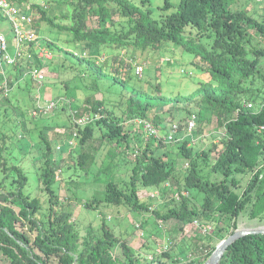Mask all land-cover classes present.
Listing matches in <instances>:
<instances>
[{
    "label": "trees",
    "instance_id": "1",
    "mask_svg": "<svg viewBox=\"0 0 264 264\" xmlns=\"http://www.w3.org/2000/svg\"><path fill=\"white\" fill-rule=\"evenodd\" d=\"M11 1L16 2L20 15L33 17L37 38L27 44L30 52L22 55L23 60L0 71V80H6L10 90L27 74L31 75L36 66L48 77L56 73L60 76L66 69L73 71L63 82L66 88L74 84L82 91L79 96L69 92L65 97L67 117L71 120L69 125L61 126L58 135L54 134L53 125L42 124L36 126L38 138L32 144L25 137L18 139L16 129L14 134L0 137L3 264H204L218 245L212 243L214 233L222 236L221 240L226 238L237 228L243 212L264 223V1L257 2L260 7L251 11L239 0H165L158 17L151 14L149 6L131 0H52L56 5ZM2 20L8 17L0 11ZM42 22L46 32L54 30L56 36H40L37 27ZM63 33L66 39L61 40ZM41 42L61 55L62 46L77 43L85 56H78V65L69 62L66 67L61 65L65 59H60L59 66L63 68L57 71V63L38 55ZM114 47L118 52L112 51ZM148 48L189 52V61L209 73L210 79L198 80L188 94H175L172 104H168L172 96L163 94L159 82L141 86L142 76L127 92L137 62L131 58L129 62L123 53ZM90 51H95V56H89ZM117 82L121 84L119 95L112 90ZM105 87L115 98L104 97ZM2 92L0 89V108L7 109V104L12 103L10 91L7 95ZM33 111L32 117L37 116ZM82 116L90 119L78 125L74 117ZM161 116L169 120V129L177 126L175 138L180 131H185L187 137L176 144L174 151L163 137L149 138L134 156L131 175L120 180L111 177L119 163H112L111 159L119 152L122 156L129 154L136 121L143 119L159 125ZM191 119L195 126L190 131ZM21 120L24 124L23 115ZM208 124L213 125L212 138L207 143L191 144L194 132H201ZM75 131L77 135H73ZM7 138L20 140L24 144L20 147L32 154L33 175L40 186L38 190L45 195L46 206L40 196L27 189L29 173L17 163L8 165L3 156ZM106 144L109 159L104 167L110 170L100 167L98 173L108 176L104 191L86 199L84 206L127 205L137 212L150 210L160 221L174 220L172 235L165 240L168 245L162 253L154 252L151 259L145 258L139 247L143 239L134 247L133 241L116 234L104 219L99 227L90 224L81 235L71 220L69 202L58 194L59 174L70 167L64 159L73 160L74 174H91V165L97 162L96 150ZM91 145L90 150L86 149ZM179 156L186 159L187 167L178 166ZM245 177L248 180L242 187ZM9 178L11 187L6 188ZM140 184L157 188L160 201L152 199L151 203L159 204L158 207L153 208L142 199ZM183 190L189 195L181 194ZM69 197L78 200L75 193ZM39 211L41 216L37 217ZM195 220L212 225L211 232L201 235L197 229L199 236L190 242L184 235H177L188 225L195 226ZM224 230H229L226 235L222 234ZM186 242L190 254L183 260L180 255ZM220 264H264V233L247 234L232 242Z\"/></svg>",
    "mask_w": 264,
    "mask_h": 264
},
{
    "label": "rangeland",
    "instance_id": "2",
    "mask_svg": "<svg viewBox=\"0 0 264 264\" xmlns=\"http://www.w3.org/2000/svg\"><path fill=\"white\" fill-rule=\"evenodd\" d=\"M27 1L28 3L40 2L42 4L50 3L51 5H56V3L52 0ZM131 1H133L134 3H138L143 7L149 6L148 8L151 14L155 17H158L161 13L160 7L163 5L165 0ZM262 1L264 0H239L240 5L244 6L245 8L251 11L253 9H258L260 6H258L257 2ZM172 2L177 3L178 0H172ZM172 10H174V8ZM37 29L40 36L49 38L56 36L54 34V30H51L49 33L46 32L45 24L43 22L40 24V27H37ZM0 32H3L6 35L10 44L9 51L11 54L14 55L16 47L14 41V33L12 32L9 20L0 21ZM60 38L61 40L66 39V34L63 33L62 35H60ZM41 44L42 45L37 50L38 55L40 56V54H42L43 52L45 53V56L48 57L47 59H51V62L57 63L55 67V70L57 71H59V69L62 71L63 66L61 67V65H63V63L64 67H66L69 62L72 64L77 63L78 65V56H82V52L84 51V49L79 44L70 43L68 45L62 46L64 48V51L61 55V53L57 52L55 49H50L44 42H41ZM23 48L24 49L22 55H24V53L30 52L27 45H25ZM112 51L118 52L115 47L112 49ZM181 52H166L163 50V48L157 50H152L150 48L146 50L134 49L130 53H128L127 50L124 51L123 55L127 57L128 61L129 58H131L133 59V61L137 63L140 62L141 65H143L142 81H138L139 76L137 75L134 66L131 83L126 86L127 92H129V90L131 91L132 83L134 82H140V85H145V87L150 86L151 84L156 85L159 82L163 94L167 96H172V98L169 99L170 101L168 102V104H172L175 102L173 98L175 94H188L189 92H191L197 86L198 80L202 79L199 73L202 71L189 61V57H191L192 54L186 51H183L184 53ZM88 54L89 56L93 57L95 56V51H90ZM22 55L18 58L17 61L23 60L24 56ZM59 55H61L62 58H60ZM60 59L65 60L61 62V65L59 66ZM124 65L126 68H128L126 64ZM182 69L186 72H182ZM47 72L49 75V71ZM62 72L60 76H57V73L53 75L54 77L46 76L47 78L42 83H37L34 79L32 80V77L29 73L21 80H19V82L12 86V88L9 90L10 93L8 95L12 103L7 104V109L4 108L5 106H1L0 108V137L2 134H5L7 136L10 134H14V129H16L19 134L18 139H23L25 137L29 140V144H32L38 138V129L36 127L37 125H53L52 129L54 134L56 135L59 134L58 131L62 125H69V120L71 119L69 116L67 117V112H69V106L66 105V102L68 101L65 97L68 95L69 92L74 94L76 93V95L79 96L81 94L80 91L82 90L74 84L70 85L69 88H66L63 82L67 78H69L70 75L73 74V71H66L65 69ZM122 72L123 71H121V73ZM120 88L121 84L117 82V84L113 85L112 90L114 93L119 95ZM114 93H111L110 90L108 91L105 87L103 89L102 94L104 95V97L107 98H115V96L113 95ZM51 102H56V106L53 107L48 113H40L41 111H39L37 112L38 117H32V111L36 107L38 108L39 105H48ZM14 105H17V107L23 111L22 115L25 117L24 124L21 120L22 115L18 114L19 110H17L18 108L16 109ZM254 107L255 109L257 108L256 105H254ZM41 115H44L45 117L41 118ZM159 123V125L153 123L154 126L158 129V134L154 136L147 134L137 125L134 126L132 130V136L130 138L131 146L130 150L128 151L129 154L122 156L119 152L117 156L113 157V160L111 159L112 163L113 161H119L118 167L111 172V177H115L116 179L120 180L124 178L126 179L131 175V163L135 161L134 156L136 155V153L139 154L140 151L144 148V146L148 144L149 138L153 140L154 137H163V140L166 141V144L169 147L173 146L172 148L174 151L177 149L176 144L183 140L185 137H187L185 135V131H180L175 135V141L170 142L166 138L168 132L171 131V128H168L169 120L161 116ZM17 124H19V126L16 128L15 126ZM130 127H132V125ZM212 135L213 125L208 124L202 129L201 132H194L191 144H194L196 142L201 143L202 141L203 143H207L212 138ZM21 143L22 142H20V140L10 141L7 138V149L4 151L3 156H6L8 165L12 163H17L29 173L30 184L27 186V189L29 191H32L33 195L35 194L40 196V199L43 201L44 206H46L45 195L42 191L38 190L37 186H40L37 185L36 178L33 175L35 170L32 165V154H29V152L24 151V149L20 147L21 145L24 146V144ZM96 143H98V141H96L95 144ZM91 147L92 145L86 149L90 150ZM108 147L109 145L106 144L105 146L96 150L97 162L91 165L92 173L88 175L78 174L79 171L77 172V174H74V172L76 171H73V160L70 157L65 158L64 162L70 165V167H68L66 171L61 172L59 174V189L57 188L58 194L61 197H64L66 199V202H69V204L67 205V209L72 212L71 220L75 223L81 235L86 233V230L90 224H92L94 227H99L101 225L102 219H104L108 226L112 228L116 232V234H122L123 237H126L131 242L133 241L132 245L134 247L136 246V243L138 244V241L140 239H143L145 242L143 243V240H141L139 247L143 248L142 254L145 255V258L151 259L154 252L162 253V250H164L166 248V245H168V242H166L165 240H167V238L172 235L173 228L176 225V222L174 220L160 221L161 219H156L150 210L144 212H137L131 210L130 207L127 205L106 206L101 204L98 208H88L84 206V202L86 201V199H89L94 195L100 196L104 191L103 183L108 178V176H106L105 172H102L100 175L98 173L103 168H108L104 167V165L106 164L105 160L109 159L107 157ZM76 149H79L78 145L76 146ZM76 153L77 152H75V154ZM173 155L175 154L173 153ZM185 160L186 159L184 157L179 156L178 166L184 168ZM100 167L101 170H99ZM2 176L3 175L0 170V179L2 178ZM79 178V182L75 184L74 181ZM11 179L12 178H9L5 182L6 188L11 187ZM247 180V177L243 178L242 187L246 185ZM139 188L140 196L143 200L150 203L151 207L153 208L156 207V205L157 207L159 206V204H156L155 202L154 204L151 203L152 199L160 201L157 194V188L150 186H142L141 184L139 185ZM74 193L77 195L78 200H74L73 198L69 197L71 195H74ZM36 216H41V211H39ZM262 226H264V223L262 221L258 220L257 218L251 219L247 216L245 212H243L238 217L236 229L255 228ZM197 229V226L188 225L183 232H180L181 234L179 233L177 235H184L185 238H187L190 242L193 241L194 237L199 236L197 233ZM229 230L231 229L229 228ZM229 230H224L222 234L226 235ZM214 236L216 238H214L215 240H212V243L219 244L223 240H221L222 236L220 237L219 234L214 233ZM145 243H147L148 245V248L146 249ZM184 244L186 245V247L182 249V254L180 255V257L183 260H186L189 258L190 249L188 248V242ZM0 264H3L1 258Z\"/></svg>",
    "mask_w": 264,
    "mask_h": 264
},
{
    "label": "built area",
    "instance_id": "3",
    "mask_svg": "<svg viewBox=\"0 0 264 264\" xmlns=\"http://www.w3.org/2000/svg\"><path fill=\"white\" fill-rule=\"evenodd\" d=\"M0 11L8 17V20L11 23L12 31L14 33L15 47H16L14 55L11 54L9 51V47H10L9 41L6 35L3 32H0V71H2L7 66L14 64L17 61V59L21 57L23 47L27 45L30 41L35 40L37 38V34L33 24V17L27 14L20 15L21 13L16 2L11 0H0ZM40 56H45V53L42 52ZM82 56H85V52L82 53ZM134 66L137 75L141 77L143 74V65L139 63H135ZM4 75L6 74L4 73ZM31 75L37 83H42L46 78V73L43 70H41V68H39L38 66L32 69ZM0 89L3 90L2 93L4 95L8 94L9 88L7 87L6 80H0ZM55 104H56L55 102H51L48 105H39L38 108L33 111V114L37 115V112L39 111L48 112L53 107H55ZM248 106H252V105L248 104ZM89 119H90L89 116H82L77 118L74 117V120L78 125H84V123ZM136 123L137 126L140 127L147 134L153 136L158 134V129L154 126L152 122L143 119H138ZM194 126H195V120L191 119L188 124V129L191 131ZM176 129H177L176 125L171 126V131H169L166 136L168 141L175 140L174 133ZM73 135H77V132L75 131ZM73 142L74 141L72 139L69 141L70 144H72ZM184 166L185 167L188 166L187 161L184 162ZM181 194L187 196L189 195V191L183 190ZM176 196L179 197V192L176 193ZM195 226H197V228L200 230L201 235L209 234L213 228L212 225L209 224L208 226H205L197 220H195Z\"/></svg>",
    "mask_w": 264,
    "mask_h": 264
},
{
    "label": "water",
    "instance_id": "4",
    "mask_svg": "<svg viewBox=\"0 0 264 264\" xmlns=\"http://www.w3.org/2000/svg\"><path fill=\"white\" fill-rule=\"evenodd\" d=\"M264 233V226L255 228H238L230 235L224 238L216 247L215 251L210 255L204 264H220L221 257L223 256L227 247L237 240L238 238L247 234Z\"/></svg>",
    "mask_w": 264,
    "mask_h": 264
},
{
    "label": "crops",
    "instance_id": "5",
    "mask_svg": "<svg viewBox=\"0 0 264 264\" xmlns=\"http://www.w3.org/2000/svg\"><path fill=\"white\" fill-rule=\"evenodd\" d=\"M200 76L203 80H209L210 79V75L207 72H199Z\"/></svg>",
    "mask_w": 264,
    "mask_h": 264
},
{
    "label": "bare ground",
    "instance_id": "6",
    "mask_svg": "<svg viewBox=\"0 0 264 264\" xmlns=\"http://www.w3.org/2000/svg\"><path fill=\"white\" fill-rule=\"evenodd\" d=\"M187 260V259H186Z\"/></svg>",
    "mask_w": 264,
    "mask_h": 264
}]
</instances>
